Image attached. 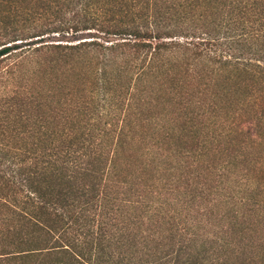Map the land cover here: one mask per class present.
Instances as JSON below:
<instances>
[{
    "label": "trees",
    "instance_id": "1",
    "mask_svg": "<svg viewBox=\"0 0 264 264\" xmlns=\"http://www.w3.org/2000/svg\"><path fill=\"white\" fill-rule=\"evenodd\" d=\"M0 6V264H264V0Z\"/></svg>",
    "mask_w": 264,
    "mask_h": 264
},
{
    "label": "rangeland",
    "instance_id": "2",
    "mask_svg": "<svg viewBox=\"0 0 264 264\" xmlns=\"http://www.w3.org/2000/svg\"><path fill=\"white\" fill-rule=\"evenodd\" d=\"M0 12H1V6H0ZM1 26H2V15L0 14V42L2 41L1 40V35H2V27ZM5 67H6V62L0 63V76L4 72ZM9 88L10 87H9V85L6 84L5 79L1 80V77H0V104L3 105V106L0 105L1 109H3L4 106H6L4 100L8 99V96H10V94L8 92Z\"/></svg>",
    "mask_w": 264,
    "mask_h": 264
}]
</instances>
